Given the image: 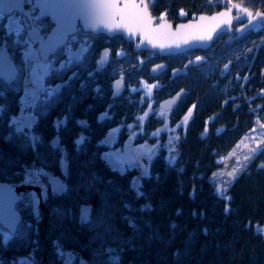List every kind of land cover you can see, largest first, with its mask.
<instances>
[{"label":"trees","instance_id":"trees-1","mask_svg":"<svg viewBox=\"0 0 264 264\" xmlns=\"http://www.w3.org/2000/svg\"><path fill=\"white\" fill-rule=\"evenodd\" d=\"M232 1L264 9V0ZM148 2L153 14L175 23L223 6L221 0ZM4 22L0 20V41L7 36ZM104 36L102 46H109L110 52L101 69L95 65L99 47L82 58L63 55L69 58L68 66L48 76L50 82L62 81V85L47 99L37 101L33 110L38 118L31 128L18 129L11 120L21 107V86L0 82L8 86L0 98L4 106L0 178L24 182L35 169L49 183L50 191L44 209H35L29 194L20 201L23 220L15 234L5 237L0 228V264H20L19 257L25 253L44 264H65V248L83 250L87 264H264V233L254 226L264 224V145L232 181L229 207L211 178L219 158L257 120L264 127V22L231 42L222 34L207 49L167 56L136 51L121 35L106 40ZM146 54L151 55L142 62ZM195 56L205 60L173 74L174 68L185 66ZM163 59L168 67L152 75L150 65ZM87 67L94 70L91 76ZM103 70L106 78H102ZM120 75L126 85L115 94L112 82ZM88 79L94 85L100 82L92 97L85 85L76 90L78 81ZM142 79L157 82L152 89L154 105L185 88L178 106L169 112L172 123L189 109L191 113L174 156L162 147L152 157L149 173L135 186L137 170L112 167L103 155L101 140L111 127L137 124V115L149 104L144 88L132 90ZM162 121L152 114L144 131ZM55 134L60 138L57 148L51 143ZM47 173L64 179L62 194L52 189ZM83 201L94 203L93 219L86 225L78 220ZM112 253L116 259L110 257Z\"/></svg>","mask_w":264,"mask_h":264},{"label":"water","instance_id":"water-1","mask_svg":"<svg viewBox=\"0 0 264 264\" xmlns=\"http://www.w3.org/2000/svg\"><path fill=\"white\" fill-rule=\"evenodd\" d=\"M58 5L55 9L60 19L59 25L48 13L55 29L51 33V43L61 47L65 45L71 35L78 31V25L86 31L105 33L109 37L123 35L125 39L133 42L135 50H152L162 56L179 54L191 49H206L214 39L222 32L236 31L229 40L242 36L264 20V9L252 10L249 6L240 2H232L212 12H200L196 17L181 20L174 23L168 17H158L152 14L148 0H48ZM127 4V8L124 5ZM87 5V6H82ZM25 10L28 8L25 6ZM247 10V11H246ZM239 23L235 28L233 24ZM131 29V31H129ZM46 42L48 38L46 37ZM38 46H39V41ZM109 48L102 50L98 60V67L102 66L107 58ZM192 58L187 62L199 63L203 58ZM167 61L154 62L150 66V73L158 75L167 68ZM186 71V66L174 68L173 73L179 74ZM19 74L18 65L12 57L7 39L0 43V80L11 83ZM125 85L123 76L114 80L113 88L120 91ZM185 89L181 87L172 95L159 101V106L167 112L177 107ZM35 120V116H32ZM115 132L107 134L106 140L111 142L115 138ZM52 142L59 146L58 136H54ZM115 165V159H113ZM55 189L58 192L64 190L62 179H53ZM28 191L32 196L34 208H44L48 198V190L36 181L27 183H13L0 179V225L2 228L14 234L22 220V212L18 208V202ZM92 202H83L79 207L80 222H89L92 213ZM69 250H66L68 253Z\"/></svg>","mask_w":264,"mask_h":264},{"label":"rangeland","instance_id":"rangeland-1","mask_svg":"<svg viewBox=\"0 0 264 264\" xmlns=\"http://www.w3.org/2000/svg\"><path fill=\"white\" fill-rule=\"evenodd\" d=\"M221 1L223 2V6L232 2V0H228L225 1L224 4V0ZM32 48L33 51L39 54V49L34 44L32 45ZM25 50L26 48L24 47V51ZM68 51V46L61 51V61L63 63L62 68L68 66L69 58L63 57V55H66ZM68 55L69 57L71 56L70 54ZM150 55L151 54L142 55L143 57L141 56V61L143 62L147 60ZM59 66L61 65L56 64L51 74L55 73L60 68ZM45 84L53 86L56 83L50 82L48 77H45ZM156 84V81H146L145 79H142L138 88H132V90L144 88V93L146 94L149 102L145 112L137 115V124L139 123L140 125L137 126L134 122H123L115 128L108 129L109 131L107 130L101 140L105 144L103 155L107 153V155L104 156L109 160V162H111L112 159H115L117 169L124 171L128 168H133L137 170L133 179L135 186H138L140 178L143 175L149 173L151 159L162 147L166 148V152L168 151L171 158L174 156L180 140L179 134L184 128V125L191 113V109H189L183 117L172 123L170 115H163L162 109L158 106V104L154 105L156 99L153 96L152 89ZM33 87L34 85H29L27 94L25 88L22 90V93L20 94L21 107L17 113L12 116L11 120L18 129L31 128L37 121L36 119V121L33 122L31 120V115L34 114L36 118H38L33 109L37 104V98L39 95L42 94L44 96V93H39L36 98V103L33 104L31 95V89ZM126 100L134 99L127 97ZM152 114L162 117L163 121L158 127L153 128L148 132L144 131V123ZM111 130H116L117 135L114 141L109 143L105 140V137ZM263 145L264 127L261 122L257 120L254 127L238 140L230 152L219 158L220 164L212 173L211 178L215 183L218 193L226 198L227 207H229L230 204V193L228 189L232 181L246 168L250 158L257 153ZM29 181H37L45 186L49 184L41 178L39 171L35 169H33L32 173L28 175L26 182ZM254 226L255 229L264 233V224H255ZM7 233L5 237H8ZM19 262L20 264H33L34 262V264H41L42 260L33 259L32 254L27 255V253H25L19 257Z\"/></svg>","mask_w":264,"mask_h":264},{"label":"snow or ice","instance_id":"snow-or-ice-1","mask_svg":"<svg viewBox=\"0 0 264 264\" xmlns=\"http://www.w3.org/2000/svg\"><path fill=\"white\" fill-rule=\"evenodd\" d=\"M25 4L30 6L27 11L25 10ZM57 7L58 5L48 2V0H0V20L5 21V31L10 36H14V43L21 44L26 48L23 52L25 62L18 65L17 82L25 88L26 94L29 85H34L31 89L33 104L36 103L39 93H44L43 99H47L60 87V85L53 87L45 84V77L51 75L56 64H60L61 68L63 67L61 50L56 44L51 43V33L55 29L51 28V21L48 18V13H51L52 19L59 25L60 19L55 12ZM124 7L127 8V4ZM46 37L48 38L47 42ZM37 41H39V54L33 51L32 48V45ZM7 87L6 85H0V98L4 97ZM3 110L4 106L0 105V112ZM78 123L84 124L86 122L80 120ZM104 155H107V153ZM140 195H143V193L137 192V196ZM125 206L130 207L127 204ZM143 207H150V205H143ZM177 214H179V209ZM193 215H195V212ZM172 226L175 227L174 224Z\"/></svg>","mask_w":264,"mask_h":264},{"label":"flooded vegetation","instance_id":"flooded-vegetation-1","mask_svg":"<svg viewBox=\"0 0 264 264\" xmlns=\"http://www.w3.org/2000/svg\"><path fill=\"white\" fill-rule=\"evenodd\" d=\"M25 6L28 8L30 7L29 5L25 4ZM50 20V19H49ZM4 21V20H3ZM5 23V22H4ZM235 26V25H234ZM235 34V32H231V33H224V37L229 40V37L231 35ZM5 35V34H4ZM7 36H3V38H6L7 39V43H8V46H9V49L12 47V48H18L17 52H14L10 49L11 51V54L12 56L14 57L17 65H19L21 62H25V58H24V55H23V52H24V46L21 45V44H17V43H14V36H10L8 33H6ZM104 34H95L91 31H85L84 29L81 28V26L79 27V30L78 32H76L75 35H73L71 37V39L69 40V42H67L66 44V47L68 46L69 48V51L68 53L73 57V56H76V57H79V58H82L83 57V54L84 53H87L89 55L92 54V50H94V47H99L100 50H99V54H98V57H97V60L99 59L100 57V52L101 50L105 47V46H102V43H101V38H103ZM105 39H108V36H104ZM1 39V40H2ZM72 42V43H71ZM70 44L73 45L74 48H72L70 46ZM38 49H39V46H38V42H36L34 44ZM101 45V47H100ZM74 51V52H73ZM97 60H96V63L95 65L97 64ZM104 65L101 66L104 67ZM98 67V66H96ZM100 67H98L99 69ZM97 69V68H96ZM104 72H102V78H106L107 77V74H106V71L103 70ZM86 72H87V76H91L92 75V72H94V70H92V68L90 67H87L86 68ZM19 75V74H18ZM29 75H30V70H29ZM18 77V76H17ZM0 82H3V81H0ZM17 82V78L15 81L11 82L9 85L11 84H14ZM62 81H58L55 85H53V87H55L56 85H61ZM79 85H77V88L76 90L78 91L79 89L82 90V87L85 85L86 86V91L89 93V96L92 97L93 95V91H94V87H98V85L100 84V82L96 83L94 85L93 81L88 79L86 82L83 81V80H80L78 81ZM7 84V83H6ZM22 90L24 89L23 86H21ZM115 93V91H113ZM116 94V93H115ZM37 100H44L43 99V95L40 94L39 97L37 98ZM170 110L165 114H169ZM82 256H84L83 254V250H76V249H73V251L71 252V257L68 259V261L70 262V264H76V262L78 261V264H86V262L82 263L83 261L81 260ZM85 257V256H84Z\"/></svg>","mask_w":264,"mask_h":264}]
</instances>
